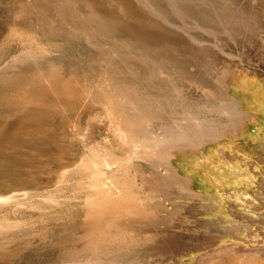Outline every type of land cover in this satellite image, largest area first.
<instances>
[{
    "label": "rangeland",
    "instance_id": "rangeland-1",
    "mask_svg": "<svg viewBox=\"0 0 264 264\" xmlns=\"http://www.w3.org/2000/svg\"><path fill=\"white\" fill-rule=\"evenodd\" d=\"M2 1V5L7 7L0 8V264H208L211 259L212 264L219 261L224 264H248L252 256L260 261L259 264H264V0H136L138 3L133 0V20L125 14L121 1L102 0V6H93L97 22L105 19L102 23L108 25L118 18L123 21L127 16L130 18L135 36L121 37L123 42L108 30L105 32L107 35L103 29H88V32L86 28L69 22L66 15L56 14L58 5L53 4L52 7L49 3L50 6L45 4L49 9L44 7L42 3H48V0H0V5ZM139 1L146 3L145 6ZM34 2H37L36 7ZM178 2L181 5H177ZM159 6H164L165 12L161 13L164 8ZM51 7L56 9L50 10ZM156 10L159 13L156 14ZM43 11L46 14L52 11L48 13L52 19ZM25 16L26 19L22 18ZM135 21L141 22L137 24ZM26 22L28 25L24 28ZM62 22H65L64 25ZM154 22L160 26H155ZM136 24L138 28L134 26ZM142 27H147V30ZM158 27L161 28L158 30ZM165 28H168L167 31ZM164 29L168 34L162 35ZM85 30L88 34L91 32V36ZM155 30L160 32L161 37L165 36L164 41L168 40L173 45L160 42L163 37L153 35ZM142 33L149 34L142 36ZM105 36L109 41L104 40ZM115 38L117 43L113 44ZM133 38H137L136 43ZM145 38H148L147 41ZM138 39L145 45L143 48L140 44L138 46ZM98 41L101 45L97 47L95 44H99ZM158 41L163 45L158 46ZM120 42L125 43L123 46L126 48L120 46ZM189 42L191 45L187 44ZM127 44H132L131 48ZM174 44L178 47L172 49ZM152 45L158 46V49L155 47L157 53L154 46L150 48ZM160 45L165 51L171 45L170 50L174 53L167 50L169 53L162 52L160 57ZM188 47L193 49L190 50L192 54ZM100 49L104 51L101 53ZM144 49L149 51L148 54H143L147 52ZM198 50L201 54L193 52ZM116 51L121 53L116 54ZM114 54L116 58L120 59L122 55L124 58L121 57L122 61L117 58L120 62L115 58L113 61L111 57ZM148 55H152V61ZM167 55L174 56L170 61L167 57L168 64L164 62ZM143 56L148 58L143 59ZM106 61L113 64L110 66ZM144 62L149 65L145 67ZM56 64L55 68L52 67ZM164 64L167 65L165 68ZM89 66L91 68L88 69ZM127 66L130 72H127ZM67 67H72V72ZM135 68L141 69L140 72L133 74ZM43 69L49 72L45 73ZM106 70H110L107 71L109 73L104 72ZM215 70L217 73H214ZM175 72L183 73L179 75ZM39 73L44 75H40L43 78L39 77ZM107 74H110L109 77ZM47 78L49 81L44 80ZM127 78L133 80V89ZM192 79L196 80V84L191 82ZM127 89L130 93L126 92ZM70 98L81 101L76 103L75 99H71L74 100L71 102ZM136 98L138 108L131 105ZM111 102L123 104L122 110H114ZM134 110L138 111L133 112L135 115L131 114ZM129 112L140 121L129 120L126 117ZM140 112L146 116H141ZM232 113L236 116L233 117ZM198 119L202 122L196 125ZM231 122L234 124L231 125ZM135 124L139 127L134 128ZM15 126L18 129L33 128V136L22 138ZM134 135L135 138L132 137ZM176 151L188 156H202L214 166L218 179H206L201 185L188 183L168 158ZM150 184L163 186V195H168V198L160 200L153 196L151 199L147 195L160 192L134 190ZM198 186L201 188L197 189ZM117 187L123 190L116 191ZM119 194L131 196L133 204L140 206L144 215L140 217L143 224L139 225V229L134 226L135 223L128 222L132 227L127 224V216L113 217L106 210L101 211V207L100 212L97 209L98 201L105 197L110 200ZM119 219L125 221L120 225L122 230L116 224ZM84 221L86 224L93 221L92 225L97 223L94 227L89 224L87 233L90 236L87 234L88 240L83 242L79 238ZM145 221L155 222L152 231ZM99 228L104 238L97 232ZM98 238L103 243L95 241ZM105 238L107 242L103 241ZM92 239L95 242L92 243ZM96 242L101 246H94L98 247L94 251L92 244ZM85 245L89 246L88 249L84 248Z\"/></svg>",
    "mask_w": 264,
    "mask_h": 264
},
{
    "label": "bare ground",
    "instance_id": "bare-ground-1",
    "mask_svg": "<svg viewBox=\"0 0 264 264\" xmlns=\"http://www.w3.org/2000/svg\"><path fill=\"white\" fill-rule=\"evenodd\" d=\"M6 1H7V0H6ZM12 1H13V0H12ZM28 1H29V0H28ZM38 1H41V0H38ZM48 1H49L48 3H47V2L42 3V4L44 5V7H45V4L48 5L49 3H52L51 6H52L53 4H54V6H57V5H58V6H57V11H55L56 14H57V12H58V15H61V14H62V15H66V19H68L69 22L76 23L78 26H81V27L84 28V29L86 28V30H88V29H89V30H90V29H94V30H96V29H100V30L103 29L104 33L107 32L106 30H108V32H111V33L114 34L115 36L120 37L121 42H123V41H122L123 39H122L121 37H124V36L129 37V36H131V35H134V36H135V33L132 34V33H133L132 31L134 30V28L132 27L133 24L131 25L130 18H128V16H127V15H130L129 17L132 18L131 14H132V15L134 14V11L132 12V7L134 6V4H132V2H131V1H133V0H118V1H121V4L123 5L122 8H124V11L126 12L125 14H127V15H126V16H127V19H125L126 17H125V18L123 17V18L125 19V21H126V22H125V21H123L122 19H119V18H118V19H116V21H114V22H115L114 25H113L114 22H113V23L111 22L112 24H108V25H105V23H102V22L105 20L103 17L101 18L102 20L104 19L102 22H101V20H100V22H97V20H96L97 18H96V16H94L95 11L93 10V6H100L101 3H102V0H48ZM57 1H58V2H57ZM104 1H105V0H104ZM106 1H107V0H106ZM135 1H136V0H135ZM153 1H155V0H153ZM3 2H4V1H2L1 5L3 4ZM10 2H11V1H10ZM42 2H43V1H42ZM108 2L110 3V1H108ZM108 2H107V3H108ZM136 2H137V1H136ZM139 2H140V1H139ZM151 2H152V1H151ZM5 3H7V2H5ZM11 3H13V2H11ZM31 3H33V2H31ZM34 3H35V2H34ZM38 3H39V2H38ZM105 3H106V2H105ZM109 3H108V4H109ZM133 3H134V2H133ZM137 3H138V2H137ZM142 3H143V5L145 6L146 3H145V4H144V2H142ZM142 3L140 2V4H142ZM176 3H177V2H176ZM178 3H179V2H178ZM7 4H10V3H7ZM14 4H15V3H14ZM25 4H26V3H25ZM35 4H36V5H35ZM35 4H34V5H35V7H36V6H37V2H36ZM151 4H154V2H152ZM1 5H0V8L3 7V6H5V5H2V6H1ZM47 5H46V6H47ZM102 5H103V4H102ZM102 5H101V6H102ZM104 5H105V4H104ZM116 5H117V4H116ZM162 5H163V3H162ZM162 5H160V6H162ZM171 5H172V4H171ZM174 5H175V4H174ZM177 5H181V4L179 3V4H177ZM177 5H176V6H177ZM8 6H9V5H8ZM11 6H12V4H11ZM39 6H40V4H39ZM39 6H38V8H39ZM49 6H50V4H49ZM110 6H111V5H110ZM110 6H109V8H110ZM118 6H119V5H118ZM138 6H139V5H138ZM138 6H137V4H136V7H137V8H138ZM146 6H147V5H146ZM149 6H150V5H149ZM152 6H153V5H152ZM160 6H159V7H160ZM5 7H7V6H5ZM15 7H16V6H15ZM15 7H14V8H15ZM52 7H53V6H52ZM52 7L50 8V10H51V9L54 10V8L56 9V7H54V8H52ZM106 7H107V5H105V8H106ZM119 7H120V6H119ZM134 7H135V6H134ZM154 7H155V5H154ZM157 7H158V5H157ZM178 7H179V6H177V8H178ZM11 8H13V7H11ZM16 8H17V7H16ZM16 8H15V9H16ZM41 8H42V7L40 6L39 9H41ZM45 8H46V7H45ZM141 8H143V7L141 6ZM141 8H139V9L141 10ZM160 8L163 9L164 6H163V7H160ZM171 8H172V7H171ZM177 8H176V9H177ZM4 9H5V8H4ZM17 9H18V8H17ZM17 9H16V11H17V12L19 11V14H21V13H20V10H19V9L17 10ZM39 9H38V11H39ZM46 9H49V8H46ZM111 9H112V7L110 8V10H111ZM115 9H116V8H115ZM146 9H147V8H146ZM36 10H37V9H36ZM50 10H49V12H50ZM147 10H148V12H149V9H147ZM159 10H161V9H159ZM164 10H165V8H164L162 11H160V12H161V13H162V12H165ZM38 11H37V12H38ZM40 11H41V10H40ZM47 11H48V10H47ZM113 11H114V10H113ZM142 11H143V9H142ZM144 11H145V10H144ZM144 11H143V12H144ZM151 11H152V10H151ZM43 12H44V11H43ZM45 12H46V11H45ZM45 12H44L43 14H46ZM49 12H47L46 16L52 13V11H51V13H49ZM119 12H120V13H123V11H122V12L119 11ZM143 12H142V13H143ZM157 12H158V11L156 10V14H157ZM48 13H49V14H48ZM144 13L147 14L146 11H145ZM144 13H143V14H144ZM158 13H159V12H158ZM161 13H160V14H161ZM205 13H206V12H204V14H205ZM41 14H42V13H41ZM41 14H40V15H41ZM135 14H136V13H135ZM137 14H139V13H137ZM137 14H136V15H137ZM143 14H142V15H143ZM150 14H151V13H150ZM154 14H155V13H154ZM165 14H166V13H165ZM199 14H202V13L200 12ZM204 14H203V15H204ZM207 14H208V13H207ZM16 15L18 16V14H16ZM40 15H39V16H40ZM53 15H55V14L53 13ZM109 15H110V14H109ZM116 15H117V14H116ZM140 15H141V14H140ZM144 15H145V14H144ZM144 15H143V16H144ZM12 16H13V15H12ZM23 16H24V15H23ZM44 16H45V15H44ZM111 16H112V15H111ZM118 16H119V15H118ZM150 16H151V15H150ZM163 16H164V15H163ZM163 16H162V17H163ZM47 17H48V16H47ZM59 17H60V16H59ZM133 17H134V16H133ZM148 17H149V16H148ZM165 17H166V15H165ZM1 18H2V17H1ZM9 18H11V17H9ZM18 18H19V16H18ZM18 18H17V20H18ZM22 18H25V19H26L27 17L25 16V17H22ZM49 18H51L50 15H49ZM60 18H61V17H60ZM98 18H99V17H98ZM106 18H107V17H106ZM116 18H117V17H116ZM137 18H139V17L137 16ZM149 18L151 19V17H149ZM197 18H198V17H197ZM45 19H46V18H45ZM51 19H52V18H51ZM108 19H109V18H108ZM134 19H135V18H134ZM154 19H156V18H154ZM165 19H166V18H165ZM194 19H195V18H194ZM198 19H200V18H198ZM2 20H4V19H2ZM6 20H8V19L6 18ZM6 20H5V21H6ZM15 20H16V19L14 18L12 21L14 22ZM21 20H22V19H21ZM32 20H33V19H32ZM131 20H133V18H132ZM137 20H138V19H137ZM139 20H140V19H139ZM141 20H142V19H141ZM156 20H157V19H156ZM195 20H197V19H195ZM202 20H203V19H202ZM19 21H20V20H19ZM34 21H35V20H34ZM37 21H38V18H37ZM42 21H43V19H42ZM44 21H45V20H44ZM49 21H50V20H49ZM98 21H99V19H98ZM111 21H113V20L111 19ZM157 21H158V20H157ZM164 21H166V20H164ZM197 21H198V20H197ZM197 21H196V22H197ZM23 22H25V20H24ZM23 22L21 21V24H20L21 27H22V25H24V24H22ZM29 22L31 23V20H30V19H29ZM32 22H33V21H32ZM45 22H46V21H45ZM51 22H52V20H51ZM56 22H58V21H56ZM60 22H61V21H60ZM106 22H107V21H106ZM135 22H137V21H135ZM135 22H134V24H135ZM140 22H141V21L137 22V24L140 23ZM151 22H153V21H151ZM158 22H160V20H159ZM193 22H194V21H193ZM204 22H205V21H204ZM6 23H7V22H6ZM8 23H9V22H8ZM26 23H27V22H26ZM37 23H38V22H37ZM47 23H48V22H47ZM64 23H65V22H64ZM64 23L62 22L63 25H64ZM107 23H108V22H107ZM107 23H106V24H107ZM109 23H110V22H109ZM148 23H150V22H148ZM199 23H200V24H203L202 22H199ZM12 24H13V23H12ZM32 24H33V23H32ZM38 24H41V23H38ZM67 24H68V23H67ZM137 24L134 25V26L137 27ZM142 24H143V22H142ZM152 24H153V23H152ZM154 24H155V22H154ZM154 24H153V25H154ZM205 24H206V23H205ZM14 25H16V24H14ZM18 25H19V24H18ZM20 25H19V26H20ZM26 25H28V23L25 24V27H24V28H26ZM48 25H49V24H48ZM143 25L145 26L146 24H143ZM149 25H150V24H149ZM157 25H159V24H155V26H157ZM167 25H168V24H167ZM171 25H172V24H171ZM35 26H36V25H35ZM51 26H52V25H51ZM51 26H50V28H51ZM138 26H139V25H138ZM151 26H152V25H151ZM155 26H154V27H155ZM159 26H160V25H159ZM202 26H204V24H203ZM52 27H53L52 29L54 30V26H52ZM69 27H70V26H69ZM140 27H141V26H140ZM149 27H150V26H149ZM18 28H19V27H18ZM22 28H23V27H22ZM44 28H45V27H44ZM73 28H75V27H73ZM137 28H138V27H137ZM142 28H145V27H142ZM156 28H157V27H156ZM156 28H155V29H156ZM160 28H161V27H158V30H159ZM163 28H164V27L162 26V29H163ZM172 28H173V27H172ZM28 29H29V28H28ZM36 29H37V28H36ZM67 29H69V28H67ZM71 29H72V28H71ZM84 29L82 30V32L84 31ZM145 29L147 30V27H146ZM145 29H144V30H145ZM148 29H149V28H148ZM150 29H151V28H150ZM150 29H149V30H150ZM165 29H166V28H165ZM165 29H164V31L161 30V31L164 32V33L161 32L162 35H166V34H168V32H165ZM167 29H168V28H167ZM167 29H166V31H167ZM194 29H195V27H194ZM198 29L200 30V28H198ZM44 30H45V29H44ZM76 30H77V29H76ZM86 30H85V32H86ZM89 30H88V32H89ZM94 30H93V31H94ZM135 30H136V29H135ZM174 30H175V28L173 29V31H174ZM204 30H205V29H204ZM41 31H42V30H41ZM45 31H46V30H45ZM57 31H58V30H57ZM90 31H92V30H90ZM101 31H102V30H101ZM155 31L157 32V30H155ZM26 32H28V31H26ZM33 32H35V31L33 30ZM96 32H98V31H96ZM140 32H141V31H140ZM140 32H139V33H140ZM156 32H155V34H154V32H153V35H156V34H159V33H160V32H157V33H156ZM170 32H171V31H170ZM202 32H204L203 29H202ZM208 32H209V31H208ZM31 33H32V32H31ZM36 33H37V31H36ZM78 33H79V29H78ZM86 33H87V32H86ZM92 33H93V32H92ZM172 33H174V32H172ZM175 33H176V32H175ZM32 34H34V33H32ZM38 34H39V33H38ZM38 34H37V35H38ZM42 34H43V33H42ZM87 34H88V33H87ZM93 34H94V33H93ZM93 34H92V35H93ZM102 34H103V33H102ZM105 34L107 35V33H105ZM109 34H110V33H109ZM144 34H145V33H144ZM148 34H149V33H148ZM148 34L143 35V33H142L141 35H142V36H147ZM150 34H151V32H150ZM176 34L180 35V33H178V32H177ZM194 34H196V33H194ZM199 34H200V33H199ZM78 35H80V34H78ZM85 35H86V34H85ZM89 35L91 36V32H90V34H88V36H89ZM95 35H96V34H95ZM160 35H161V34H159V36L156 35V37H160V38L163 37V38H162V41H160V42H162V43H163V42H164V43H165V42H166V43L169 42L168 40H165V41H164V39H166V38H164L165 36H162V37H161ZM172 35H173V34H172ZM178 35H177V36H178ZM35 36H36V34H35ZM80 36H81V35H80ZM88 36H87V37H88ZM103 36H104V35H103ZM151 36H152V34H151ZM167 36H168V35H167ZM167 36H166V37H167ZM174 36H175V35H174ZM177 36H176V38H177ZM188 36H189V35H188ZM193 36H194V35H193ZM201 36H203V34H202ZM82 37H83V36H82ZM92 37H93V36H92ZM92 37H91V38H92ZM94 37H95V36H94ZM97 37H98V36H97ZM101 37H102V36H100V38H101ZM107 37H108V36H107ZM136 37H137V36H136ZM154 37H155V36H154ZM154 37H153V39H154ZM169 37H170V36H169ZM169 37H167V38H169ZM178 37H180V36H178ZM181 37H182V35H181ZM195 37H196V35H195ZM203 37H204V36H203ZM205 37H206V36H205ZM83 38H84V37H83ZM88 38L90 39V37H88ZM88 38H87V39H88ZM95 38H96V37H95ZM103 38H104V40H108V38L105 39L106 36L103 37ZM129 38H132V36L129 37ZM129 38H127V39H129ZM134 38H135V37H134ZM134 38H133V39H134ZM138 38H139V36H138ZM140 38H141V37H140ZM143 38H144V37H143ZM143 38H142L141 40H143ZM148 38H149V37H148ZM148 38H145L146 40H145V39H144V40L147 41ZM150 38H151V37H150ZM160 38H158V39L160 40ZM171 38H172V37H171ZM190 38H193V37H190ZM199 38H202V37H199ZM81 39H82V38H81ZM89 39H88V40H89ZM112 39H113V38H112ZM133 39H132V40H133ZM136 39H137V38H136ZM136 39H134V40H136ZM153 39H152V41H153V42H156V41H154V40H156V38H155L154 40H153ZM179 39H180V38H179ZM179 39H178V40H179ZM183 39H184V38H183ZM194 39H195V38H194ZM90 40H91V39H90ZM110 40H111V39H110ZM120 40H119V41H120ZM129 40H130V39H129ZM134 40H133V41H134ZM171 40H173L174 43L177 41V40L174 41L175 39H171ZM181 40H182V39H181ZM187 40H188V38H187ZM189 40H192V39H189ZM200 40H201V39H200ZM200 40H199V41H200ZM92 41H96V40H93V39H92ZM92 41H91V42H92ZM108 41H109V40H108ZM115 41H116V43H117L116 38H115V40L113 41V44H114ZM126 41H128V40H126ZM126 41L124 40L125 43H128V44L130 43L129 41H128V42H126ZM139 41H140V40L138 39V42H139ZM193 41H194V40H193ZM197 41H198V40H197ZM83 42H84V39H83ZM106 42H107V41H106ZM121 42H120V43H121ZM134 42L136 43L137 40L134 41ZM160 42L158 41V43H157L158 46H159V44H162V43H160ZM177 42H178V41H177ZM203 42H204V41H203ZM203 42H200V43H203ZM86 43H88V42H86ZM98 43H99V41H98ZM109 43H111V42H109ZM109 43H108V45L111 46L112 44H109ZM116 43H115V45H116ZM125 43H121L120 46H121V45L123 46ZM164 43H163V44H164ZM169 43H170V42H169ZM178 43H179V42H178ZM181 43H182V42H181ZM88 44H90V43H88ZM92 44H93V43H92ZM128 44H127L128 48H131L130 46H131L132 44H130V46H129ZM137 44H138V46H139V44L142 45V46H141L142 48L145 46L143 43H141V41H140V43H137ZM145 44L147 45L148 43H145ZM163 44H162V45H163ZM167 44H168V43H167ZM170 44L173 45L172 42H171ZM175 44H176V43H175ZM175 44H174L173 47H171L172 49H173L174 47H176V48L178 47L177 45L175 46ZM179 44H180V43H179ZM184 44H185V43H184ZM187 44H190V45H191L190 42L187 43ZM187 44H186V45H187ZM194 44H195V43H194ZM95 45L98 47V45H101V43H99V44H95ZM115 45H114V46H115ZM133 45L135 46L134 43H133ZM162 45H160V47H161ZM171 45H170V46H171ZM182 45H183V44H182ZM192 45H193V44H192ZM197 45H199V44L197 43ZM204 45H205V44H204ZM92 46H93V45H92ZM92 46H91V47H92ZM120 46H117L118 49H120V48H119ZM153 46H154V45H152V47H150V48L152 49ZM158 46H157V47H158ZM166 46L168 47V45H165V47H166ZM170 46L167 48V50H170ZM183 46H184V45H183ZM188 46H189V45H188ZM193 46H195V45H193ZM199 46H201V45H199ZM99 47H100V46H99ZM104 47H105V46H104ZM111 47H112V46H111ZM111 47H110V49H111ZM115 47H116V46H115ZM148 47H149V44H148ZM155 47H156V46H154L153 49L156 50L157 47H156V48H155ZM181 47H182V46H181ZM184 47H185V46H184ZM102 48H103V47H102ZM102 48H101V49H102ZM123 48H126V47L123 46ZM136 48H138V47H136ZM136 48H135V49L132 48V49L135 51ZM163 48H164V46L161 47V49H162L163 51H162L161 49H159V56H160V54L162 55V52H166V51H167V50L165 51V50H164L165 48H164V49H163ZM176 48H175V49H176ZM185 48H186V47H185ZM188 48H189V47H188ZM201 48H202V47H201ZM208 48H209V47H208ZM101 49H100V50H101ZM103 49H104V48H103ZM132 49H130V50H132ZM146 49H148V48L146 47ZM146 49H144V50L147 51V52H143V54H144V53H145V54H148V52H149L148 50H149V49H148V50H146ZM151 49H150V50H151ZM157 49H158V48H157ZM172 49H171L169 52H173V53H174V51H173ZM175 49H174V50H175ZM178 49H179V48H178ZM182 49H183V48H182ZM186 49H187V48H186ZM186 49H185V50H186ZM202 49H203V48H202ZM221 49H222V48H221ZM100 50H98V51H100ZM104 50H105V49H104ZM104 50H101V53H102V51H104ZM111 50H112V49H111ZM123 50L125 51L126 49H123ZM133 50H132L131 52H133ZM141 50H142V49H141ZM141 50H140V51H141ZM160 50H161V51H160ZM188 50L190 51V50H193V49L189 48ZM98 51H97V52H98ZM107 51H108V50H107ZM117 51H118V50H117ZM117 51H116V52H117ZM128 51H129V49H128ZM136 51H137V50H136ZM140 51H139V53H141ZM175 51H176V50H175ZM177 51H178V50H177ZM116 52H115V53H116ZM119 52H120V51H119ZM126 52H127V51H126ZM152 52H153V51H152ZM155 52L157 53L158 51L156 50ZM169 52H168V53H169ZM181 52H182V51H181ZM190 52H191V54H192V51H190ZM190 52H189V53H190ZM193 52H198V53L201 54V52H199V50H198V51H193ZM98 53H99V52H98ZM104 53H105V52H104ZM112 53H113V52H112ZM120 53H121V52H120ZM120 53L117 52L116 54H120ZM168 53L166 52V53H164V54H168ZM183 53H184V52H183ZM186 53H188V51H187ZM198 53H197V55H198ZM127 54H128V52H127ZM133 54H134V53H133ZM137 54H138V53H137ZM149 54H150V53H149ZM152 54H154V53H152ZM164 54H163V55H164ZM171 54H172V53H171ZM176 54H177V53H176ZM176 54H175V55H176ZM200 54H199V57H200ZM98 55H99V54H98ZM100 55H101V54H100ZM100 55H99V56H100ZM102 55H103V54H102ZM112 55H113V54H112ZM121 55H122V54H121ZM121 55H120V56H121ZM135 55H136V54H135ZM173 55H174V54H173ZM173 55H171V56H173ZM182 55H183V54H182ZM184 55H185V53H184ZM184 55H183L182 57H184ZM188 55H190V54H188ZM188 55H187V56H188ZM193 55H194V54H193ZM202 55H203V54H202ZM216 55H217V54H216ZM116 56H117V55H116ZM129 56H130V55H129ZM148 56H149V55H148ZM148 56H145L146 59L148 58ZM151 56H152V55L149 56L150 59L152 58ZM176 56H177V55H176ZM179 56L181 57V55H179ZM187 56H185V57H187ZM194 56H196V55H194ZM194 56H192V57H194ZM100 57H101V56H100ZM102 57H104V56H102ZM102 57H101V58H102ZM121 57H123V55H122ZM121 57H120V59H119L118 57H117V58H118L119 60H121V59H122ZM139 57L141 58V54H139ZM145 57L143 56V59H144ZM153 57H154V55H153ZM160 57H162V56H160ZM167 57L170 58V59H169V61H170L174 56H173L172 58H171L169 55L165 56L166 59H164V62L168 59ZM202 57H203V56H202ZM216 57H217V56H216ZM114 58H115V60H116L117 62H120V61H118V59L115 57V54H114V56L111 57V60L114 61ZM123 58H124V57H123ZM125 58H126V57H125ZM130 58H131V56H130ZM130 58H128V59H130ZM134 58H135V57H134ZM137 58H138V57H137ZM137 58H136V59H137ZM96 59H98V58H96ZM108 59H110V58H108V56H107V61L110 62V60H108ZM156 59H157V58H156ZM180 59H181V58H180ZM182 59H183V58H182ZM186 59H187V58H186ZM206 59H207V58H206ZM98 60H99V59H98ZM105 60H106V59H105ZM123 60H124V59H123ZM137 60H138V59H137ZM157 60H159V59H157ZM189 60H190V58H189ZM193 60H194V59H193ZM193 60H192V63L194 62ZM197 60L199 61L198 58H197ZM200 60H202V59H200ZM203 60H205V59H203ZM99 61H100V60H99ZM107 61H106V63H109V62H107ZM116 61H115V62H116ZM121 61H122V60H121ZM126 61H127V60H126ZM143 61H144V60H143ZM145 61H146V60H145ZM149 61H150V60H149ZM151 61H152V59H151ZM154 61L156 62L155 58H154ZM183 61H184V60H183ZM195 61H196V60H195ZM94 62H95V61H94ZM100 62H103L102 59H101ZM100 62L97 61V63H100ZM139 62L141 63V60H140V59H139ZM155 62H154V63H155ZM164 62H163V63H164ZM167 62H168V61H166V63H167ZM173 62H174V61H172L171 64H173ZM181 62H182V61H181ZM217 62H218V61H217ZM106 63H105V64H106ZM111 63L113 64L112 61H111ZM142 63H143V62H142ZM144 63H145V62H144ZM149 63H150V62H149ZM163 63H162V64H163ZM169 63H170V62H169ZM179 63H180V62H179ZM182 63H183V62H182ZM187 63H188V62H187ZM190 63H191V62H190ZM197 63H198V64H201L202 62H201V63L197 62ZM206 63H207V62H206ZM49 64H50V63H49ZM58 64L60 65V63H58ZM58 64H56V65H52V67L54 66V68H55ZM109 64H110V63H109ZM112 64H110V66H111ZM118 64H119V63H117V65H118ZM121 64H122V62H121ZM121 64H119V65H121ZM127 64H129V63H127ZM131 64H132V63H131ZM146 64H147V62L145 63V67L149 65V64H148V65H146ZM150 64H151V63H150ZM162 64H159V65H162ZM167 64H168V63H167ZM174 64H175V65L177 64L176 66H178V63H174ZM185 64H186V63H185ZM203 64H205V62H204ZM210 64H211V63H210ZM114 65L116 66V64H114ZM119 65H118V66H119ZM123 65H124V64H123ZM123 65H122V66H123ZM151 65H153V64H151ZM155 65H156V63H155ZM157 65H158V61H157ZM175 65H174V67H176ZM193 65H194V66H197V64H196V65L193 64ZM205 65H206V64H205ZM207 65H209V64H207ZM49 66H51V64H50ZM95 66H97V65H95ZM95 66H94V67H95ZM122 66H121V67H122ZM124 66L126 67V65H124ZM128 66H131V65H128ZM128 66H127L126 69H127V70L129 69V70H130V68H128ZM142 66H143V65H142ZM166 66H167V65L164 64L163 67L165 68ZM172 66H173V65H172ZM189 66H192V65H189ZM61 67H62V66H61ZM92 67H93V65H92ZM102 67H103V66H102ZM108 67H109V66H108ZM112 67H113V66H112ZM179 67H181V65H180ZM184 67H185V66H184ZM205 67L208 68L207 66H205ZM209 67H210V66H209ZM211 67H212V66H211ZM64 68H65V67H64ZM89 68H91V66H89L88 69H89ZM99 68H101V67H99ZM105 68H106V67H105ZM109 68H110V67H109ZM109 68H108V69H109ZM116 68H117V67H116ZM116 68H115V70H116ZM122 68L124 69V67H122ZM122 68H121V70H122ZM167 68L169 69V67H167ZM171 68H172V67H171ZM213 68H215V65H214ZM56 69L58 70V69H61V68H56ZM62 69H63V67H62ZM66 69H69V70L71 69V70H72V67H70V68L67 67ZM75 69H76V68H75ZM88 69H87V71H88ZM97 69H98V68H97ZM110 69H112V68H110ZM113 69H114V68H113ZM117 69H118V68H117ZM177 69H178V68H177ZM184 69H185V68H184ZM193 69H194V68H193ZM43 70H45V69H43ZM43 70H42V71H43ZM53 70H54V69H53ZM53 70H50V71H51V72H54ZM71 70H70V71H71ZM92 70H93V69H92ZM92 70H91V71H92ZM118 70H120V68H119ZM124 70H125V69H124ZM129 70H128L127 72H130ZM132 70H134V69L132 68ZM132 70H131V71H132ZM138 70H139V68H138L137 70H136V68H135V71H132V73L134 74V72H136V71H137V72H140L141 69H140L139 71H138ZM169 70H170V69H169ZM42 71H40V72H42ZM45 71H46V70H45ZM60 71H61V70H60ZM73 71H74V70H73ZM75 71H76V70H75ZM91 71H90V72H91ZM93 71H94V70H93ZM98 71H99V69H98ZM102 71H103V70H102ZM107 71H110V70H106V71H104V72H107ZM171 71H172V70H171ZM195 71H197V69H196ZM215 71H216V70H215ZM221 71H222V70H221ZM48 72H49V71L47 70L45 73H48ZM51 72H50V73H51ZM57 72H59V71H57ZM57 72H56V73H57ZM71 72H72V71H71ZM71 72H70V73H71ZM88 72H89V71H88ZM114 72H115V71H114ZM116 72H117V71H116ZM118 72H119V71H118ZM123 72H124V71H123ZM125 72H126V71H125ZM137 72H136V73H137ZM187 72H188V71H187ZM192 72H193V70H192ZM37 73H38V72H37ZM42 73H44V72H42ZM83 73H84V72H83ZM92 73H93V72H92ZM107 73H109V72H107ZM110 73H111V72H110ZM121 73H122V72H121ZM132 73H131V74H132ZM175 73H178V72H175ZM182 73H183V72L178 73V74L180 75V74H182ZM193 73H194V72H193ZM214 73H217V71L214 72ZM222 73H223V72H222ZM51 74H52V73H51ZM53 74H54V73H53ZM71 74H72V73H71ZM71 74H69V75H71ZM74 74H75V73H74ZM76 74H77V73H76ZM87 74H88V73H87ZM103 74H104V73H103ZM103 74H102V75H103ZM111 74H112V73H111ZM178 74H177V75H178ZM188 74H190V73H188ZM40 75H41V74L39 73V77L44 76V75H41V76H40ZM54 75H55V74H54ZM60 75H61V73L59 72V75H58V76H60ZM72 75H73V74H72ZM89 75H90V74H89ZM98 75H99V74H98ZM107 75H108V74H107ZM109 75H110V74H109ZM109 75H108L107 77H109ZM114 75H116V74H114ZM124 75H125V74H124ZM220 75H222V74H220ZM220 75H218V77H219ZM30 76H31V75H30ZM48 76H50V78H54L53 76L51 77L50 74H49ZM48 76L46 75L45 77H48ZM56 76H57V75H56ZM56 76H55V77H56ZM96 76H97V75H96ZM100 76H101V74H100ZM103 76H104V75H103ZM122 76H123V75H122ZM182 76H183V75H182ZM190 76H192V75H190ZM193 76H194V75H193ZM211 76H212V75H211ZM215 76H216V75H215ZM105 77H106V76H105ZM120 77H121V75H120ZM123 77H124V76H123ZM125 77H127V76L125 75ZM129 77H130V76H129ZM129 77H128V78H129ZM41 78H43V77H41ZM48 78H49V77H48ZM48 78H47V79H44V80H48V81H49ZM68 78H70V77H68ZM116 78H117V77H116ZM128 78H127V79H128ZM131 78H132V76L130 77V79H131ZM17 79H18V78H17ZM31 79H33V77H31ZM54 79H55V78H54ZM100 79H101V77H100ZM106 79H107V78H106ZM132 79H133V78H132ZM194 79H196V78H194ZM12 80H13V79H12ZM33 80H35V79H33ZM38 80H39V78H38ZM44 80L42 79V81H44ZM68 80H69V79H68ZM68 80H67V81H68ZM70 80H72V79H70ZM74 80H75V79H74ZM74 80H73V81H74ZM110 80H111V79H110ZM125 80H126V79H125ZM196 80H198V79H196ZM196 80H194V81H196ZM204 80H206V79H204ZM8 81H10V80H8ZM25 81L27 82V80H25ZM48 81H47L46 83H48ZM50 81L52 82L51 79H50ZM56 81H58V80H56ZM77 81H78V80H77ZM103 81H104V80H103ZM132 81H133V80H132ZM132 81H129V79H128V84H129L130 82L132 83ZM189 81H190V80H189ZM192 81H193V79L191 80V82H192ZM194 81H193V82H194ZM21 82H22V81H21ZM51 82H49V83H51ZM53 82H55V81H53ZM75 82H76V81H75ZM114 82H115V81H114ZM125 82H126V81H125ZM125 82H124V83H125ZM197 82H198V81H197ZM206 82H209V83H210V81H207V80H206ZM12 83H13V82H12ZM12 83H10V84H12ZM19 83H20V82H19ZM27 83H29V82H27ZM68 83H69V81H68ZM68 83H67V84H68ZM70 83L72 84V82H70ZM104 83H105V82H104ZM109 83H110V82H109ZM133 83H134V82H133ZM133 83H132L133 86H131V84H130V88H132V87L134 88V84H133ZM194 83H195V82H194ZM199 83H200V82H199ZM13 84H15V83H13ZM20 84H22V83H20ZM23 84H25V83L23 82ZM30 84H31V83H30ZM64 84H65V83H64ZM75 84H76L77 86H79V85H78L79 83L77 84V82H76ZM75 84H73V85H75ZM128 84H126V85H128ZM192 84H193V83H192ZM195 84H196V83H195ZM197 84H198V83H197ZM201 84H202V83H201ZM17 85H18V83H17ZM48 85H49V84H48ZM50 85L52 86V84H50ZM124 85H125V84H124ZM199 85H200V84H199ZM244 85H245V84H244ZM68 86H69V84H68ZM112 86H113V85H112ZM117 86H118V87H121V86H122V83H121V86H119V85H117ZM204 86H205V85H204ZM18 87H19V86H17V88H18ZM21 87H22V86H21ZM49 87H50V86H49ZM75 87H76V86H75ZM75 87L73 86V88H75ZM115 87H116V86H115ZM127 87H128V86H127ZM29 88H30V87H28L27 89H29ZM31 88H32V87H31ZM125 88H126V87H125ZM125 88H124L123 90H125ZM133 88H132V89H133ZM196 88H197V87H196ZM11 89H12V88H11ZM19 89H20V88H19ZM25 89H26V88H25ZM121 89H122V87H121ZM31 90H33V89H31ZM34 90H35V89H34ZM71 90H73V89H71ZM110 90H111V88H110ZM115 90H116V89H115ZM127 90H128V89H127ZM127 90H126V92H129V90H128V91H127ZM15 91H16V90H15ZM15 91H14V92H15ZM17 91H18V90H17ZM27 91H28V90H27ZM27 91H26V92H27ZM53 91H56V90H53ZM66 91H67V89H66ZM76 91H77V90H76ZM116 91H117V90H116ZM131 91H132V90H131ZM208 91H209V90H208ZM210 91H211V90H210ZM72 92H73V91H72ZM77 92H79V91H77ZM118 92H119V91H118ZM132 92H133V91H132ZM259 92H260V91H259ZM24 93H25V92H24ZM27 93H28V92H27ZM27 93H25V94H27ZM44 93H45V91H44ZM44 93H43V94H44ZM56 93H58V92H56ZM70 93H71V92H70ZM70 93H69V94H70ZM74 93H76V92H74ZM74 93H73V94H74ZM124 93H125V92H124ZM129 93H130V92H129ZM11 94H12V93H11ZM25 94H23V96H24ZM35 94H36V92H35ZM40 94H41V93H40ZM59 94H60V93H59ZM76 94H77V93H76ZM16 95H17V94H16ZM16 95L14 94V96H16ZM19 95H20V94H19ZM29 95H30V94H29ZM29 95H26V98H27V96H28V98H31V97H29ZM56 95H57V94H56ZM67 95H68V94H67ZM67 95H65V96H67ZM122 95H123V94H122ZM30 96H32V95H30ZM70 96H71V94H70ZM77 96H78V95H76V98H77ZM131 96H132V94L130 95V98H131ZM134 96H135V95H134ZM9 97H10V96H9ZM57 97H58V96H57ZM72 97H73V96H72ZM120 97H121V96H120ZM124 97H125V100H126V97H127V96L125 95ZM39 98H40V96H39ZM39 98H38V99H39ZM41 98H42V97H41ZM64 98H65V97H64ZM67 98H68V97H67ZM76 98H70L69 101H71V99H75V100H76ZM133 98H134V97H133ZM133 98H132V99H133ZM68 99H69V98H68ZM68 99H67V100H68ZM78 99H81V98H79V96H78ZM134 99H135V98H134ZM8 100H9V98H8ZM13 100H14V99H13ZM13 100H12V102H13ZM29 100L31 101L32 98L29 99ZM43 100H44V101L46 100L45 97H44ZM56 100H57V99H56ZM59 100H60V99H58V101H59ZM62 100H63V99H62ZM229 100H230V99H229ZM229 100H228V101H229ZM24 101H27V100L24 99ZM36 101H37V100H36ZM38 101L40 102L41 99H39ZM72 101L74 102V100H72ZM72 101H71V102H72ZM77 101H78V103H79V101H81V100H76V103H77ZM127 101H128V99H127ZM220 101H221V100H220ZM39 102H38V103H39ZM41 102H42V101H41ZM41 102H40V104H41ZM49 102H50V101H49ZM62 102H63V101H62ZM62 102H61V103H62ZM122 102H123V101H122ZM259 102H260V104H262V102H261L260 100H258V103H259ZM15 103H16V101H15ZM20 103H21V102H20ZM43 103H44V102H43ZM59 103H60V102H59ZM66 103H67V102L65 101V104H66ZM10 104H11V103H10ZM13 104H14V103H13ZM22 104H23V103H22ZM36 104H37V103H36ZM53 104L55 105V103H53ZM53 104H52V105H53ZM63 104H64V102H63ZM127 104H128V103H127ZM141 104H143V103H141ZM60 105H61V104H60ZM122 105H123V104H121V103L119 104V103H112V102H111V106H112V108H113L114 110H118V111H119V110H122ZM131 105H135V108H138V105H139V104H138L137 98H136V100H133V101L131 102ZM12 106H14V105H12ZM15 106H16V105H15ZM25 106H26V105H25ZM56 106H57V105H56ZM56 106H55V107L52 106V107L56 108ZM72 106H73V104H72ZM72 106H71V108H73ZM75 106H76V105H75ZM75 106H74V107H75ZM128 106H129V105H128ZM217 106H218V105H217ZM52 107H50V108H51L50 110H53ZM130 107H131V106H130ZM130 107H128V108H130ZM16 108H17V107H16ZM40 108H41V107H40ZM48 108H49V106H48ZM140 108H142V107H140ZM113 109H112V110H113ZM16 110H17V109H16ZM43 110H44V109H43ZM48 110H49V109H48ZM131 110H132V109H131ZM136 110H137V109H136ZM136 110L132 111L131 114L135 115V113H133V112H135ZM40 111L42 112L41 109H40ZM141 111H143V110H141ZM114 112H116V111H114ZM121 112H122V111H121ZM127 112H128V111H127ZM136 112H138V111H136ZM131 114H130V112H129L128 115L126 116L129 120H132V119L134 118V116H132ZM137 114H138V113H136V115H137ZM140 114H141V116H143L142 114H144V112H142V113L140 112ZM140 114H139V116H140ZM118 115H119V114H118ZM232 115H233V117L236 116V114H234V113H232ZM139 116H138V117H139ZM144 116H146V115H144ZM144 116H143V117H144ZM119 117H120V116H119ZM187 117H189V116H187ZM199 117H200V116H199ZM199 117H198V118H199ZM207 117H208V115H207ZM222 117H223V116H222ZM233 117H232V118H233ZM122 118H123V117H122ZM139 118H140V117H139ZM141 118H142V117H141ZM148 118H149V117H148ZM203 118H204V117H203ZM210 118H211V117H210ZM134 119H136V118H134ZM143 119H145V118H143ZM187 119H188V118H187ZM189 119H191V117H189ZM225 119H226V118H225ZM136 120H139V121H140V119H136ZM213 120H214V119H213ZM188 121H189V120H188ZM231 121H232V120H231ZM18 122H19V121H18ZM18 122H17V123H18ZM137 122H138V121H137ZM186 122H187V121H186ZM201 122H202V120H201V119H198V120L195 121V124H196V125H199V124H201ZM139 123H141V122H139ZM192 123L194 124L193 121H192ZM207 123H209V122H207ZM218 123H219V122H218ZM209 124H210V123H209ZM230 124L232 125V124H234V123L231 122ZM18 125H19V124H18ZM235 125H236V124H235ZM135 126H136V124L134 125V128H138V127H139L138 125H137V127H135ZM226 126H227V125H226ZM15 127H16V126H15ZM27 127H28V126H27ZM27 127H26V128L24 127V129H22L23 127H22L21 129H18L19 127H18V128L16 127V128H17L16 130H19V131H18V135L21 136L22 138H28V137H30V136L33 134V131L31 130V129H33V128L28 129ZM46 127L49 128L48 126H46ZM207 127H208V126H207ZM43 128H44V126H43ZM43 128H42V129H43ZM47 128H46V130H47ZM131 128H132L131 130L133 131V133L136 132V130H135L133 127H131ZM210 128H211V127H210ZM210 128L208 127V129H210ZM228 128H229V127H228ZM36 129H37V128H36ZM231 129H232V128H231ZM34 131H35V130H34ZM47 131H48V130H47ZM47 131H46V132H43V133H47ZM192 131H193V130H192ZM11 133H12V132H11ZM16 133H17V131L14 133V136H15ZM40 133H41V132H40ZM43 133H41V134H43ZM125 133H126V132H125ZM139 133H140V132H139ZM143 133H144V132H143ZM130 134H131V133H130ZM134 134H136V133H134ZM137 134H138V133H137ZM158 134H159V133H158ZM174 134H175V133H174ZM44 135H45V134H44ZM51 135H52V134H51ZM126 135H127V134H126ZM143 135H144V134H143ZM143 135H142V136H143ZM159 135H160V134H159ZM162 135H163V134H162ZM12 136H13V134H12ZM32 136H33V135H32ZM39 136H40V134H39ZM39 136H38V137H39ZM138 136H139V135H138ZM40 137H41V136H40ZM42 137H43V135H42ZM52 137H53V136H52ZM132 137L135 138V135L132 136ZM128 138H129V140L131 139L130 136H129ZM137 139H138V138H137ZM139 139L141 140L142 138H139ZM13 140H14V139H13ZM134 140H135V139H134ZM14 141H15V140H14ZM135 141H136V140H135ZM63 146H64V145H62V147H63ZM58 148H59V147H58ZM64 148H65V149H68V148H66V147H64ZM60 150H61V148H60ZM64 151H65V150H64ZM66 151H68V150H66ZM67 153H68V152H67ZM61 154H62V153H61ZM60 156H63V155H60ZM64 157H65V156H64ZM87 166H88V165H87ZM85 167H86V165H85ZM106 182H107V181H106ZM107 183H108V182H107ZM110 183H111V182H110ZM114 183H115V182H114ZM114 183H112V184L114 185ZM115 186H117V185L115 184ZM112 187H113V186H112ZM109 189H110V188H109ZM121 189H122V188H121ZM121 189H120V190H121ZM124 189H127V188H124ZM104 190H105V189H104ZM120 190H118V187H117L116 191H120ZM122 190H123V189H122ZM127 190H128V189H127ZM127 190H126V191H127ZM112 191H113V190H112ZM112 191H109V192H112ZM126 191H124V192H126ZM128 192H129V191H128ZM128 192H127V193H128ZM124 194H125V193H124ZM124 194H122V195H124ZM128 194H129V193H128ZM100 195H101V194H100ZM122 195L119 194V195L117 196L118 198H117V197L115 198V196H116V195H115L114 198H113V199H110V200H109V199L107 200V198L105 197L106 201H105L104 198L101 199V200H103V201H102V202H101V200L98 201L97 205H98L99 207H98L97 209H99V208L101 207V208H100L101 211H105V210H106V211H107V212H106L107 214H108V213H111L112 216L114 215V216H116V217H123V216L126 217V216H127V218H128L127 221H126L127 224H128V222H129V224H130V223H135L134 226L136 225L137 229H139V228H140L139 225H140V224H143V223H142L143 218H140V217H142V215H144V213L139 209V207H140L139 205H134V204H133L132 200L129 198V197H131V196H129V197L126 196V197H125V196H122ZM129 195H130V194H129ZM108 197L110 198V196H108ZM97 199H98V198H97ZM102 208H103L104 210H103ZM100 209H99V212H100ZM141 209H142V208H141ZM101 213H102V212H101ZM104 214H105V213H104ZM104 214H103V215H104ZM111 214H110V216H111ZM110 216H109V218H110ZM114 216H113V217H114ZM135 216L137 217V219L135 218ZM134 218H135V219H134ZM97 220H98V219H97ZM124 220H125V219H124ZM89 221H90V220H89ZM94 221H95V220H94ZM91 222H93V221H91ZM91 222H88V223L86 224V221H84V222L82 223V225H81V227H80L82 232H81V235H80L79 240L82 239L83 242H84V241L87 239V238H86V235L88 234L87 232H89L88 229L90 228V227H88V226H89V224H90ZM98 222H99V220H98ZM116 222H117L116 224L119 225V227L121 228L120 225H123L122 223L125 222V221L122 222V220L119 219L118 221L116 220ZM95 223H97V222H95ZM95 223H94V224H95ZM144 223H145V225L148 224V225H146V226H148V229H149L150 231H152V229H154L153 226H152V225L155 223L154 221H145ZM94 224H93V225H94ZM99 224H101V223L99 222ZM104 224H105V222H104ZM125 224H126V223H125ZM127 224H126V225H127ZM129 224H128V225H129ZM90 225H92V224H90ZM93 225H92V226H93ZM117 225H116V226H117ZM95 226H96V225H95ZM97 226H99V225H97ZM112 226H113V225H112ZM129 226H131V225H129ZM129 226H128V227L125 226V228H131L133 225H132L131 227H129ZM93 227H94V226H93ZM107 227H108V226H107ZM149 227H151V228H149ZM95 228H96V227H95ZM108 228H109V227H108ZM117 228H118V227H117ZM120 228H119V229H120ZM122 228H123V227H122ZM122 228H121V230H122ZM133 228H134V227H133ZM92 229H93V228H92ZM92 229H91V230H92ZM91 230H90V231H91ZM93 230H95V229H93ZM106 230H107V229H106ZM109 230H110V229H109ZM115 230L117 231V229H115ZM123 230H124V229H123ZM99 231H101V228H99L97 232H99ZM103 231H104V230H103ZM119 231H120V230H119ZM91 232H93V231H91ZM97 232H96V233H97ZM103 233H105V232H103ZM89 234H90V233H89ZM89 234H88V235H89ZM99 234L101 235L100 232H99ZM99 234H98V235H99ZM108 234H109V233H108ZM108 234H106V236H108ZM102 235H103V234H102ZM102 235H101V236H102ZM89 236H90V235H89ZM92 236H93V234L91 235V237H92ZM106 236H105V237H106ZM87 237H88V236H87ZM96 237H97V236H96ZM96 237H94V238H96ZM99 237H100V236H99ZM102 238H104V235L102 236ZM87 240H88V239H87ZM99 240L102 242V240L99 239V238H98V240H95V241L99 242ZM105 240H106V238H105L103 241H105ZM95 241H93V239H92V243L95 242ZM89 242H90V241H89ZM97 242L94 243V244H92V243H90V244H92V247H94V246L96 247L97 244H100V243H97ZM105 242H107V240H106ZM105 242H104V244H105ZM102 243H103V242H102ZM95 244H96V245H95ZM83 245H84V244H83ZM85 246H86V247H84V248H85V249H88L89 246H87V245H85ZM100 246H101V244H100ZM95 247L93 248V249H95L94 251H96L97 248H98V247H97V248H95ZM70 252H71V251H70ZM72 252H73V251H72ZM91 252H92V251H91ZM64 253H66V252H64ZM66 254H67V253H66ZM228 262L230 263V261H228ZM248 262H249L248 264H259L258 262H260V261H258L256 257H253V256H252V257H249ZM63 264H67V263H63ZM208 264H212V259L208 262ZM216 264H224V262H223V261H219V262L216 263Z\"/></svg>",
    "mask_w": 264,
    "mask_h": 264
},
{
    "label": "crops",
    "instance_id": "crops-1",
    "mask_svg": "<svg viewBox=\"0 0 264 264\" xmlns=\"http://www.w3.org/2000/svg\"><path fill=\"white\" fill-rule=\"evenodd\" d=\"M160 158H165L163 156H160ZM169 160L172 161V165L175 167V169L178 171V174L184 178V180H187V182L193 184V185H201V183L204 180H217L218 179V172H216V169L211 164L209 165L202 156L199 155H191L188 156L184 154L183 152H172L171 156H168ZM170 161V162H171ZM151 186H147L143 189H134V190H140V191H158L159 194H152L147 195L149 198H153L155 196L157 199L162 200L164 197L168 198V195L164 196L163 191L165 188L163 186L155 184ZM200 189L201 187L198 186L197 189ZM132 190V189H130ZM146 196V197H147ZM137 197V195H136ZM135 197V198H136Z\"/></svg>",
    "mask_w": 264,
    "mask_h": 264
}]
</instances>
